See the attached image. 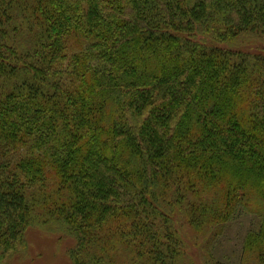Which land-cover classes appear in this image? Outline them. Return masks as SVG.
Here are the masks:
<instances>
[{
  "label": "trees",
  "instance_id": "1",
  "mask_svg": "<svg viewBox=\"0 0 264 264\" xmlns=\"http://www.w3.org/2000/svg\"><path fill=\"white\" fill-rule=\"evenodd\" d=\"M243 213L264 264V0H0V264H194Z\"/></svg>",
  "mask_w": 264,
  "mask_h": 264
},
{
  "label": "rangeland",
  "instance_id": "2",
  "mask_svg": "<svg viewBox=\"0 0 264 264\" xmlns=\"http://www.w3.org/2000/svg\"><path fill=\"white\" fill-rule=\"evenodd\" d=\"M257 223V216L243 213L222 229L217 240L197 237L186 226L185 234L191 239L188 251L190 261L204 264L209 259L210 264H240L244 236ZM25 236L26 245L23 243L9 254L4 264H72L70 249L75 245L73 237L60 230L57 232L37 225L28 228ZM253 263V259L245 262Z\"/></svg>",
  "mask_w": 264,
  "mask_h": 264
}]
</instances>
